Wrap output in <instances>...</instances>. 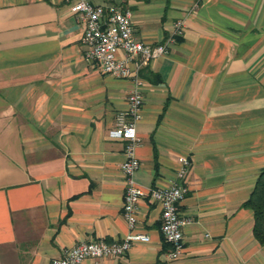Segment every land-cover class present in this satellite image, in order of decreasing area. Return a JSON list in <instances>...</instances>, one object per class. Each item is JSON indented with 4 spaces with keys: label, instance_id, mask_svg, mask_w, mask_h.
I'll return each instance as SVG.
<instances>
[{
    "label": "crops",
    "instance_id": "obj_1",
    "mask_svg": "<svg viewBox=\"0 0 264 264\" xmlns=\"http://www.w3.org/2000/svg\"><path fill=\"white\" fill-rule=\"evenodd\" d=\"M128 10L134 36L164 43L139 73L134 183L165 187L190 162L179 212L183 252L168 262L160 209L141 199L148 237L82 264H264L242 208L264 168V0H88ZM195 4V6H193ZM82 28L62 0H0V264H50L79 241H121L123 141L111 139L128 81L82 57Z\"/></svg>",
    "mask_w": 264,
    "mask_h": 264
},
{
    "label": "built area",
    "instance_id": "obj_2",
    "mask_svg": "<svg viewBox=\"0 0 264 264\" xmlns=\"http://www.w3.org/2000/svg\"><path fill=\"white\" fill-rule=\"evenodd\" d=\"M62 1L82 28L80 43L83 47V59L95 64L102 74L126 80L130 84L125 107L115 113L114 126L108 132L111 139L124 143L123 161L119 170L124 180L121 215L127 226V234L121 241L110 244L100 240L79 241L74 246L63 249L50 264H82L87 259L118 258L133 244L147 243L148 237L135 231L141 199L159 206L158 231L162 242L167 246L165 259L173 262L183 252L182 230L192 223L188 216L179 212V205L188 190L186 177L190 162L186 157H179L178 169L168 185L144 191L133 181L139 165L134 150L139 145L135 126L142 106L143 82L139 73L150 61L167 54L168 46L183 34V21L173 23L164 43L148 45L135 38L128 10L114 5H92L88 0Z\"/></svg>",
    "mask_w": 264,
    "mask_h": 264
},
{
    "label": "trees",
    "instance_id": "obj_3",
    "mask_svg": "<svg viewBox=\"0 0 264 264\" xmlns=\"http://www.w3.org/2000/svg\"><path fill=\"white\" fill-rule=\"evenodd\" d=\"M242 208L252 212L253 237L259 245L264 246V168L259 172L254 188ZM163 246L167 249L166 244L163 243Z\"/></svg>",
    "mask_w": 264,
    "mask_h": 264
},
{
    "label": "rangeland",
    "instance_id": "obj_4",
    "mask_svg": "<svg viewBox=\"0 0 264 264\" xmlns=\"http://www.w3.org/2000/svg\"><path fill=\"white\" fill-rule=\"evenodd\" d=\"M115 116V115H114Z\"/></svg>",
    "mask_w": 264,
    "mask_h": 264
}]
</instances>
